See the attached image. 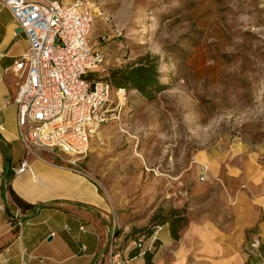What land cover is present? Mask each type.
<instances>
[{"label":"rangeland","instance_id":"374dc122","mask_svg":"<svg viewBox=\"0 0 264 264\" xmlns=\"http://www.w3.org/2000/svg\"><path fill=\"white\" fill-rule=\"evenodd\" d=\"M88 2L90 43L104 54L94 78L140 63L156 81L150 98L124 86L79 169L125 233L171 210L186 215L183 227L197 212L227 221L228 185L245 188L225 176L227 164L264 160V0Z\"/></svg>","mask_w":264,"mask_h":264},{"label":"crops","instance_id":"0c3cea01","mask_svg":"<svg viewBox=\"0 0 264 264\" xmlns=\"http://www.w3.org/2000/svg\"><path fill=\"white\" fill-rule=\"evenodd\" d=\"M27 47L25 33L0 3V264H23L26 254L31 255L27 264H112L105 252L107 205L86 173L46 152L28 155V170H12L25 157V146L18 138L12 100L15 76L6 69ZM249 158L246 165L226 166L225 176L245 187L228 185L235 192L225 204L229 219L221 222L210 212L194 213L178 239L171 237L167 223L161 225L156 238L163 244L153 252L152 264H261L248 244L257 235L264 255V160ZM205 160L215 172L214 159ZM10 189L37 206L22 210ZM18 210L25 221L21 227L12 218ZM127 264H145L144 255L129 257Z\"/></svg>","mask_w":264,"mask_h":264},{"label":"built area","instance_id":"2783aa9c","mask_svg":"<svg viewBox=\"0 0 264 264\" xmlns=\"http://www.w3.org/2000/svg\"><path fill=\"white\" fill-rule=\"evenodd\" d=\"M25 33L28 47L6 69L15 76L18 138L25 146V157L12 167L15 174L30 168L27 156L47 152L62 163L80 170L90 150L91 138L104 123L115 119L117 107L125 100L126 88H116L110 99L108 81L88 78L104 61L102 51L90 43L89 30L93 14L88 0H0ZM115 103L112 107L111 104ZM204 178L201 172L200 179ZM110 213V214H109ZM109 228L105 252L112 264H127L128 251L154 250L160 226L152 233H136L125 240L127 232L107 212ZM14 223L24 224L21 211L12 216ZM52 235L54 233H51ZM250 252L264 264L259 252L260 238L254 235ZM31 255L26 254L23 264Z\"/></svg>","mask_w":264,"mask_h":264},{"label":"trees","instance_id":"16d2710c","mask_svg":"<svg viewBox=\"0 0 264 264\" xmlns=\"http://www.w3.org/2000/svg\"><path fill=\"white\" fill-rule=\"evenodd\" d=\"M95 72V71H94ZM94 72L88 74V78H94ZM155 70L151 69L150 66H145L143 64H127L122 67H116L109 71L108 75L104 78L113 84L114 86L121 87L126 86L133 88L141 92L145 97L150 98L152 96V87L155 86ZM10 194L15 204H17L22 210L34 209L37 204H31L22 198H20L12 189H10ZM156 216L152 219L155 221ZM186 222V215L182 211L171 210L168 214L162 216V218L151 225L139 228L135 231H130L127 233L125 240L135 237L136 233H146L147 235L152 233L154 226H161L165 223L169 226V231L171 237L174 239L179 238V231ZM157 238L154 240V245L157 246ZM155 250H145L143 252L145 258V264H152V255ZM138 248L132 247L129 250V257L137 255Z\"/></svg>","mask_w":264,"mask_h":264}]
</instances>
